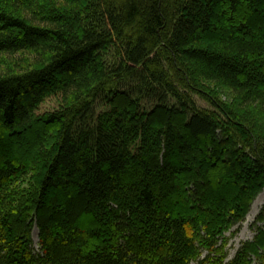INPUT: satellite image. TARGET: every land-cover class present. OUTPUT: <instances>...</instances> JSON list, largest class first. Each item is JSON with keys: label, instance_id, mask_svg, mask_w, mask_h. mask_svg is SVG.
<instances>
[{"label": "trees", "instance_id": "16d2710c", "mask_svg": "<svg viewBox=\"0 0 264 264\" xmlns=\"http://www.w3.org/2000/svg\"><path fill=\"white\" fill-rule=\"evenodd\" d=\"M262 2L0 0V264H264V226L231 260L226 236L264 189Z\"/></svg>", "mask_w": 264, "mask_h": 264}, {"label": "rangeland", "instance_id": "374dc122", "mask_svg": "<svg viewBox=\"0 0 264 264\" xmlns=\"http://www.w3.org/2000/svg\"><path fill=\"white\" fill-rule=\"evenodd\" d=\"M213 5H214L213 7H214V10H215V12H214L215 13L214 14L215 17H218L220 19L222 18L224 20V22L227 19L228 20L230 19L231 23L234 24V25H236L239 22H241L244 17H248L249 20H247V21H248V23L250 25H253L255 27L258 25V24L257 25L256 24H253L252 23L253 21L250 20V18L253 19L254 16H252V12H249V11H247V9H245L246 6H240L238 8V11L233 14V13H230V12H226L225 13L224 12L225 11V7H222V10L224 12L223 13L219 9L218 5H216V4H213ZM260 7L261 8H264V2H262L260 4ZM226 10H228V8ZM244 14H246V16H243ZM224 22L222 23V25L225 27L226 24ZM258 27H260V28H262L264 30V24H261ZM260 71L261 72H264V69H260ZM217 89L219 90V92H222L223 99H225L227 101H230L231 97H228L227 92L223 88L219 87ZM195 99H196V101L198 102V104L200 106L205 107V108H212L211 105L207 101L203 100L201 97H199V96L196 95L195 96ZM63 105H64V102L62 101L61 95H52V96L46 98L45 101L40 105L39 110H38V113L53 112V111L59 110ZM144 107L150 108L151 105L148 102H144ZM184 120H185L184 116L175 118V122L177 124V129L179 131H182V132L185 131V130H183V122H184ZM44 130H45V127L39 128V132L40 133L43 132ZM28 138L30 140H32V136L31 135H29ZM217 141H218V138H217ZM8 146L10 147V149L15 154V152L17 151V147H15V146H13L11 144H9ZM213 148H215V147L213 146ZM216 149H218V147H216L215 150ZM202 150L203 149H202L201 145H197L196 147H194L192 150L189 151L186 160L189 163H191L192 166H203V169H205L206 166L203 165L202 158H201V157H203ZM17 156L21 160V162H24L25 161L24 159H22L20 157V155H17ZM211 159H212L211 160V163L212 164H216V165H220L221 166L222 161H223L222 157H218V155H216L215 158L212 157ZM174 161H175V158H174ZM205 170H207V169H205ZM239 187H241L239 184L237 186H235L234 193L236 192L239 195H242V192L241 193L238 192ZM48 189H50V190L48 192L49 195L47 194V196L45 198V201L46 202H49L51 200V198H53V195L55 193H57V192H54L53 194H51V188H48ZM172 191L173 192H176L174 190H172ZM262 193H264V189H262L256 195V197L254 198V200L252 201V203L250 205V209L248 211V214L251 211L252 205L255 202V200ZM72 196H73V194L70 195L69 197H72ZM66 198L69 200L68 197H66ZM180 198L181 197L179 195H177V196H174L172 199H168L167 201H164L163 205L161 206L162 209H165L166 211H170V210L172 211L173 210V212L176 215H184L185 216V213L187 212L188 207H187V204H185L183 201H181ZM263 208H264V205L261 207V210L258 213V215L261 213V211H262ZM75 209L78 210L79 209V206L78 207H75ZM258 215H257V217H258ZM42 217H43L44 220H50L52 218L58 219L57 216H54L50 211L46 210V206L45 205L43 206V209H42ZM257 217H256L255 221L250 224L249 227H244V221L246 220V218H245V220L241 224H239L238 226L234 227L231 230L230 233H227L226 234V236L229 239V243H228V246L227 247H228V249L230 251V258L233 257V255L235 254L236 250L244 242H246V241H252L254 239L255 235L258 233L259 228H261L264 225V220L263 221H259V222L256 221L257 220ZM84 222H85V224H82L81 226L79 225V227H84V228L85 227H88L89 228L88 230L97 228V225L94 223V220H90L89 219V220H85ZM84 228L83 229L81 228V229L84 230ZM38 231L39 230L37 228H34V230H33L34 247H36V251H39V248H40L39 243H38ZM89 245L90 246L92 245V242L91 241H90V244Z\"/></svg>", "mask_w": 264, "mask_h": 264}, {"label": "bare ground", "instance_id": "6f19581e", "mask_svg": "<svg viewBox=\"0 0 264 264\" xmlns=\"http://www.w3.org/2000/svg\"><path fill=\"white\" fill-rule=\"evenodd\" d=\"M264 205V193L260 194L252 205L251 211L244 221V227H249L252 222L255 221L261 207Z\"/></svg>", "mask_w": 264, "mask_h": 264}]
</instances>
